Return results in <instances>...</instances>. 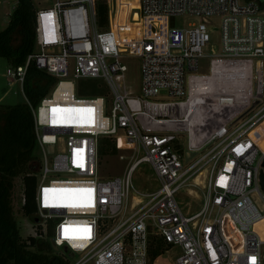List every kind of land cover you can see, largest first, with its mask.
I'll return each mask as SVG.
<instances>
[{"label":"built area","instance_id":"obj_1","mask_svg":"<svg viewBox=\"0 0 264 264\" xmlns=\"http://www.w3.org/2000/svg\"><path fill=\"white\" fill-rule=\"evenodd\" d=\"M32 1L40 4L35 49L5 77L24 87L33 63L56 80L33 108L36 219L51 227L53 246L77 257L70 264H153L160 242L176 249L175 264H264L255 231L264 217V0H136L124 25L110 18L119 0ZM181 15L198 20L177 26ZM127 56L142 61L139 93L127 82ZM96 78L107 85L108 109L93 92L100 87L82 84ZM104 137L129 151L119 155L122 175H100ZM144 163L157 189L135 185Z\"/></svg>","mask_w":264,"mask_h":264},{"label":"trees","instance_id":"obj_2","mask_svg":"<svg viewBox=\"0 0 264 264\" xmlns=\"http://www.w3.org/2000/svg\"><path fill=\"white\" fill-rule=\"evenodd\" d=\"M136 3H120L118 13L112 6V24L124 25ZM99 15L103 24L107 20V6L99 4ZM37 7L32 0H17L10 15L8 25L0 31V57L8 60L9 66H19L26 62L35 49ZM138 15H135L137 19ZM55 78L29 66L24 83L25 100L16 104L0 103V264H70L72 254L54 251L48 240L43 241L42 232L23 237L16 221L17 209L36 221V189L40 173V154L35 153L37 140L33 108L49 93ZM94 94H98V92ZM111 138L100 141V153L115 150ZM20 178V194L17 195V209L14 205L16 180ZM40 225V224H39ZM52 232L49 227L48 236ZM160 242L152 249L153 258L167 250ZM68 252V253H67ZM68 254V255H66Z\"/></svg>","mask_w":264,"mask_h":264},{"label":"rangeland","instance_id":"obj_3","mask_svg":"<svg viewBox=\"0 0 264 264\" xmlns=\"http://www.w3.org/2000/svg\"><path fill=\"white\" fill-rule=\"evenodd\" d=\"M17 0H0V31L3 30L10 20V15L13 11L14 6L16 5ZM120 3L122 2H129V3H136V0H119ZM37 6L40 4L36 3ZM197 18L192 15H181L176 17V24L177 26L187 25L188 23L197 22ZM220 18L213 17L211 19V41L210 46L218 52L221 47V29H220ZM125 64L127 65V82L131 85V88L134 92L139 93L141 91L142 85V74H141V64L142 61L139 57L136 56H127L123 59ZM9 66L8 60L5 57H0V103L4 104H16L18 102L25 100V94L23 90V86L21 83H16L12 86L7 84V79L5 77L6 70ZM199 72H208V62L206 59L202 60L200 63ZM82 84L85 87H94V88H101L98 94L105 95V106L106 109L109 108L111 99L109 96V92H107V85L102 78L96 79H88L82 81ZM86 92H81L80 94L86 95ZM259 134L257 136V142L261 151H264V125L259 127ZM114 144L115 150H109L106 153H99L100 158V175L105 178H110L117 175H122L126 169L127 161L122 160L119 158L120 154H129L128 149L123 147V144L118 143L116 140H112ZM35 153L40 154L41 149L39 146H36ZM133 180L137 187L141 189L152 188L157 189L160 186V183L157 179V175L149 163L142 164L133 174ZM20 178L16 180V190H15V199L14 205L17 209V199L20 194ZM183 203L190 202L192 210L199 209V205L193 198H187L185 196L178 198ZM261 203V201H259ZM18 212L21 210L17 209ZM16 213V221L20 228V233L23 237H27L29 235H34L39 230L42 232L43 241H49L51 243V239L46 234L47 229L39 224H35L34 220L24 215L23 213ZM255 230H257L260 234L264 235V221L255 226ZM39 231V232H40ZM54 251L63 254L66 249L64 247H54L52 248ZM68 253V252H67ZM176 249H168L164 253H162L153 264H175V256H176ZM68 255V254H66ZM73 261L77 259V257H71Z\"/></svg>","mask_w":264,"mask_h":264},{"label":"water","instance_id":"obj_4","mask_svg":"<svg viewBox=\"0 0 264 264\" xmlns=\"http://www.w3.org/2000/svg\"><path fill=\"white\" fill-rule=\"evenodd\" d=\"M263 166H264V163H263ZM260 179H261V186H262V189L264 191V172L263 171L261 172ZM36 221H38V219H36ZM64 249H66V248H64Z\"/></svg>","mask_w":264,"mask_h":264},{"label":"bare ground","instance_id":"obj_5","mask_svg":"<svg viewBox=\"0 0 264 264\" xmlns=\"http://www.w3.org/2000/svg\"><path fill=\"white\" fill-rule=\"evenodd\" d=\"M263 221H264V217L261 220H259L258 222H256L255 226L262 223ZM255 231H256V233H258V235H260L261 239L264 241V235L260 234L257 230H255Z\"/></svg>","mask_w":264,"mask_h":264}]
</instances>
